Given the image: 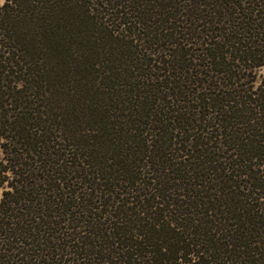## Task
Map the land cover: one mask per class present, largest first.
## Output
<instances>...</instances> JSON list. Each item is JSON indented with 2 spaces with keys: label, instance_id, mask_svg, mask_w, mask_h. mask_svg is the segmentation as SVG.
I'll use <instances>...</instances> for the list:
<instances>
[{
  "label": "trees",
  "instance_id": "trees-1",
  "mask_svg": "<svg viewBox=\"0 0 264 264\" xmlns=\"http://www.w3.org/2000/svg\"><path fill=\"white\" fill-rule=\"evenodd\" d=\"M264 0L0 6V264H264Z\"/></svg>",
  "mask_w": 264,
  "mask_h": 264
},
{
  "label": "rangeland",
  "instance_id": "rangeland-1",
  "mask_svg": "<svg viewBox=\"0 0 264 264\" xmlns=\"http://www.w3.org/2000/svg\"><path fill=\"white\" fill-rule=\"evenodd\" d=\"M3 4V0H0V6ZM259 75H264V68L258 71ZM2 189L0 188V199H1Z\"/></svg>",
  "mask_w": 264,
  "mask_h": 264
},
{
  "label": "snow or ice",
  "instance_id": "snow-or-ice-1",
  "mask_svg": "<svg viewBox=\"0 0 264 264\" xmlns=\"http://www.w3.org/2000/svg\"><path fill=\"white\" fill-rule=\"evenodd\" d=\"M3 2H6V0H3Z\"/></svg>",
  "mask_w": 264,
  "mask_h": 264
}]
</instances>
